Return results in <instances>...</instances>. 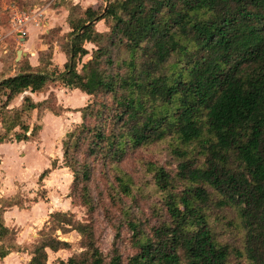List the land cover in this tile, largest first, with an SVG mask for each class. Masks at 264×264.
Listing matches in <instances>:
<instances>
[{
    "label": "trees",
    "instance_id": "obj_1",
    "mask_svg": "<svg viewBox=\"0 0 264 264\" xmlns=\"http://www.w3.org/2000/svg\"><path fill=\"white\" fill-rule=\"evenodd\" d=\"M106 2L69 7L63 72L50 71L43 53L40 66L24 59L0 81V142L38 136L41 124L29 133L28 123L36 108L39 117L61 113L54 94L42 102L28 95L21 108H9L26 90L59 80L90 96L63 141L74 201L90 220L51 212L30 264H264V0ZM101 20L105 30L96 26ZM153 143L166 144L176 169L148 163L159 194L155 221L123 207L134 252L107 258L95 236L92 176L102 166L108 194L124 205L136 187L118 165ZM15 199H0V257L25 250L3 219ZM73 230L83 250L49 263V250L71 246L56 233Z\"/></svg>",
    "mask_w": 264,
    "mask_h": 264
},
{
    "label": "rangeland",
    "instance_id": "obj_2",
    "mask_svg": "<svg viewBox=\"0 0 264 264\" xmlns=\"http://www.w3.org/2000/svg\"><path fill=\"white\" fill-rule=\"evenodd\" d=\"M54 1L57 3L59 0ZM55 2L53 8L56 6ZM64 2L68 8L71 4H74L68 0H64ZM82 2V6L85 7L89 4L87 0H81L80 3ZM97 2H99L98 6L102 8L107 3L106 0H97ZM96 26L99 30L107 28L104 20L98 21ZM88 47L91 49L92 45L88 44ZM67 100H72L68 101L72 106L70 108L71 112H69L71 116L68 115L63 120H50L51 125H55L54 129L45 130L42 133L39 131L38 136L31 138V140H36V143L33 142V145L26 144L27 148L31 149V152L33 151V154L38 152L39 158L37 160L36 157H32V159L29 154L24 158L23 171L26 170L27 164L32 159L33 162H38V164L35 163L39 166L38 172L25 174L26 179L22 180L24 184L20 186L18 191L20 193L15 199L24 209H29L24 219L23 214L17 217L21 221L18 229L21 239L25 240V242L28 240L33 241H28L30 242L28 245H23L28 251H31L35 243L41 238L42 230L46 227V224H49L50 213L53 210L70 211L75 214L78 220H90L88 210L80 203L74 201V196L71 192L74 180L72 171L69 168L62 169L64 166V159H62L64 138L67 132L73 129L74 124L79 120L78 115L76 113L73 114L72 111H81L80 109L90 101V96L80 94ZM26 146L22 144V147L17 150L21 153L26 152ZM57 157H60V159ZM27 158L29 161H26ZM46 158H49V166L57 170H55L52 177H48L44 181L40 175H43L47 169V167H44L45 161H47ZM150 162L163 165L172 171L176 169L177 165L165 143L149 144L126 155L118 166L133 177L136 188H133L134 196H122L124 205L119 201H112L108 194L109 180L108 176L103 174L104 169L102 166L96 168L92 176L91 188L97 204V209L93 214L95 236L98 246L107 258L111 257L115 250L121 252L124 259L134 252L129 225L122 212L123 207H131L130 211L133 216L140 220L145 221L149 219L155 221L153 204L159 200V194L155 189L152 173L148 171V163ZM107 171L109 172V176L111 175V180H113L110 169ZM35 203H39V205L35 206ZM56 234L61 239L69 241L71 246L57 252L49 250V263H54L59 259L67 260L71 255L80 253L83 250L80 246L81 236L77 231L73 230L67 233L58 231ZM23 257L26 258V255ZM23 264H26V262L24 261Z\"/></svg>",
    "mask_w": 264,
    "mask_h": 264
},
{
    "label": "crops",
    "instance_id": "obj_3",
    "mask_svg": "<svg viewBox=\"0 0 264 264\" xmlns=\"http://www.w3.org/2000/svg\"><path fill=\"white\" fill-rule=\"evenodd\" d=\"M47 1L49 0H0V24L5 23L10 13L15 9L33 7L39 4H44ZM68 1H72L74 4H79L81 6L83 4V2L80 3L81 0ZM87 1L89 2L88 6H82L83 8H88L90 6L97 8L99 4L97 0ZM69 12V8L65 5L64 0H59L57 1L56 6L54 8L52 7L48 18L43 21L41 26L32 24L28 26L22 36H18L17 38L8 37L6 43L0 47V81L7 77L16 75L18 73L17 63L24 59L32 67L40 66L41 55L43 53H46V55L50 56V71L55 72L56 74L63 72L65 70V64L68 61V56L62 47V40H67V34L72 30L67 21ZM19 50H22V55L20 57L18 55ZM51 94L55 95L56 105L61 108V113L55 114L53 111L46 109L42 116L39 117V110L37 108L32 110L28 118V123L30 124L29 133L36 123L41 124V133L45 130L49 131L54 129L55 125L52 126L50 120H63L66 118V116L71 114L69 112H71L70 108H72V106L68 103V101L72 100L67 99L80 94L88 95L79 88L67 87L58 80L54 83H51L44 91L32 92L30 90H26L25 92L14 97L10 101L8 107L11 109L21 108L25 96L28 95L31 96L35 102H42L46 100ZM72 113H76L79 117V120L76 122V124H74L76 126L82 121V112L72 111ZM0 129H2L1 122ZM33 142L36 143V140H31V138L29 140H17L13 134H11L10 140L0 142V199L16 198L20 193L18 192L20 186L24 184L22 180L26 179L25 174H34L35 171L38 172L39 166L36 165L38 162L32 161V157H36L37 160L39 159L38 152L33 154V151L31 152V149H28L26 146L27 143L33 145ZM22 144L26 146V152L21 153L17 149L22 147ZM27 154L31 155L32 159H30V163L27 164L28 167H26V170L23 171V161ZM57 158L60 159V157ZM46 159L47 161H45L44 167H47L45 170L47 173L42 178L44 181L47 180L48 177H52L55 173V170H57L52 169L53 167L49 166V158ZM62 159H64L63 156ZM26 161H29V159L27 158ZM62 169H68V167L64 165ZM38 205L39 203H35V206ZM22 208L23 206H21L15 200L13 206L5 209L3 213V219L6 226L16 230L17 243L23 246L24 244L28 245V243H30L28 241L32 240H26L27 242H25V240L21 239L20 232L18 231L21 222L19 218L17 219L18 215L23 214L24 219L26 213L29 211V209ZM24 255H26V258L23 257ZM31 255L32 254L27 249L21 251H12L7 256L0 257V264H23L24 261L26 264H30Z\"/></svg>",
    "mask_w": 264,
    "mask_h": 264
},
{
    "label": "built area",
    "instance_id": "obj_4",
    "mask_svg": "<svg viewBox=\"0 0 264 264\" xmlns=\"http://www.w3.org/2000/svg\"><path fill=\"white\" fill-rule=\"evenodd\" d=\"M54 0L33 7L15 9L10 13L5 23L0 24V47L6 43L8 37L22 36L28 26H41L52 9Z\"/></svg>",
    "mask_w": 264,
    "mask_h": 264
},
{
    "label": "water",
    "instance_id": "obj_5",
    "mask_svg": "<svg viewBox=\"0 0 264 264\" xmlns=\"http://www.w3.org/2000/svg\"><path fill=\"white\" fill-rule=\"evenodd\" d=\"M18 55H19V57L22 55V50L18 51Z\"/></svg>",
    "mask_w": 264,
    "mask_h": 264
}]
</instances>
